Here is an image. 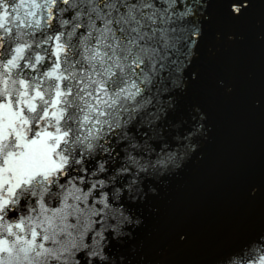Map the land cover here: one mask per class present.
I'll use <instances>...</instances> for the list:
<instances>
[{
    "label": "snow or ice",
    "instance_id": "snow-or-ice-1",
    "mask_svg": "<svg viewBox=\"0 0 264 264\" xmlns=\"http://www.w3.org/2000/svg\"><path fill=\"white\" fill-rule=\"evenodd\" d=\"M254 2L0 0V264H138L142 209L207 136L208 7ZM215 264H264V226Z\"/></svg>",
    "mask_w": 264,
    "mask_h": 264
},
{
    "label": "water",
    "instance_id": "water-1",
    "mask_svg": "<svg viewBox=\"0 0 264 264\" xmlns=\"http://www.w3.org/2000/svg\"><path fill=\"white\" fill-rule=\"evenodd\" d=\"M226 8L208 7L185 98L206 114L207 136L142 209L138 264H215L234 234L264 226V0L238 19Z\"/></svg>",
    "mask_w": 264,
    "mask_h": 264
}]
</instances>
